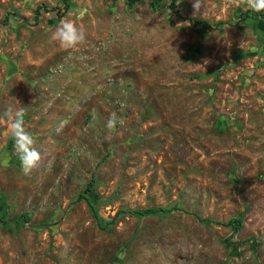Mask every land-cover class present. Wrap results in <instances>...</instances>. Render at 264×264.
Instances as JSON below:
<instances>
[{
    "label": "rangeland",
    "instance_id": "obj_1",
    "mask_svg": "<svg viewBox=\"0 0 264 264\" xmlns=\"http://www.w3.org/2000/svg\"><path fill=\"white\" fill-rule=\"evenodd\" d=\"M152 1L69 0L36 23L63 0H0V114L24 107L41 156L25 175L0 121V264H264V16ZM66 17L78 50L49 42Z\"/></svg>",
    "mask_w": 264,
    "mask_h": 264
},
{
    "label": "clouds",
    "instance_id": "obj_2",
    "mask_svg": "<svg viewBox=\"0 0 264 264\" xmlns=\"http://www.w3.org/2000/svg\"><path fill=\"white\" fill-rule=\"evenodd\" d=\"M249 9L254 12L264 11V0H245ZM233 3L239 7V0H233ZM193 14L198 16L201 10L206 11L204 0H192ZM86 36L82 28L78 27L71 19L64 18L53 29L50 30L49 42L57 44L64 50H78V46L85 42ZM25 109H19L12 106L7 107L0 114V121L6 126V134L9 135L14 142V151L18 156L22 171L25 175L31 171L39 163L41 156L36 149L35 140L25 126ZM117 124H124L123 118H118L113 112L106 123V128L109 132L115 131ZM3 163V161H0Z\"/></svg>",
    "mask_w": 264,
    "mask_h": 264
},
{
    "label": "trees",
    "instance_id": "obj_3",
    "mask_svg": "<svg viewBox=\"0 0 264 264\" xmlns=\"http://www.w3.org/2000/svg\"><path fill=\"white\" fill-rule=\"evenodd\" d=\"M135 0H127L128 4L131 6L133 5ZM160 0H153L152 3H151V7L153 8H156L158 6V2ZM175 0L172 2V4L170 5L172 9H175L176 8V4H175ZM70 8V3H69V0H63V7H55V8H50L49 6H47L46 4H43V5H39L36 9V12H35V17L34 19L36 20V23L39 22V17L42 15L43 12H51V11H56L58 14H59V17H63L66 12L69 10ZM250 14V12H245L244 14H242V16L240 17V21H243L246 19V17ZM258 15L259 16H264V11L262 12H258ZM226 23L224 22H220L217 24V26H222ZM228 24V23H227ZM231 24V23H229ZM232 26H238V23H234ZM194 27H195V30H196V33L201 36L202 32H203V29L204 30H207L208 28H211L212 25H210L207 21L205 20H199V21H195L194 22ZM95 184H96V180H92L90 183H88L85 191L83 193L80 194L79 198L80 199H84L88 202L89 206L91 207L92 211H93V214L95 217L99 218V213L97 211V209L95 208L94 204L92 203V200L89 196V194L93 193L94 190H95ZM174 210H182L181 208L179 207H173V208H165V207H153V208H145V209H136V210H132V211H127V210H121L119 212L118 215L120 214H123V213H128L130 214L131 216H141V217H147V216H150L151 214H158V213H170ZM25 219V222H29V216L28 215H25L24 217ZM1 220V218H0ZM112 223H109V224H113L115 222H117L116 219L110 221ZM204 222L206 223H211V222H214L212 221L211 219H205ZM223 226H226V227H229L231 228L234 232H238L241 228H242V225H243V218L239 217L238 219H232L230 220L228 223H219ZM106 226V225H105ZM105 228V227H104ZM228 242H230V240H227ZM240 245H242V243H240Z\"/></svg>",
    "mask_w": 264,
    "mask_h": 264
}]
</instances>
